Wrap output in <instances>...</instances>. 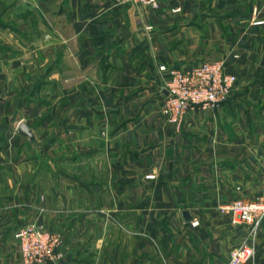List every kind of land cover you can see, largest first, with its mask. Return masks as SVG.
Returning <instances> with one entry per match:
<instances>
[{"label":"crops","instance_id":"obj_1","mask_svg":"<svg viewBox=\"0 0 264 264\" xmlns=\"http://www.w3.org/2000/svg\"><path fill=\"white\" fill-rule=\"evenodd\" d=\"M0 2L37 38V129L23 122L37 134V160L47 151L65 167L37 165L29 187L3 168L0 210L21 214L12 226L37 219L64 230V264L226 263L247 234L218 205L255 197L264 181V0H164L158 10L113 0ZM223 22L237 82L218 107L189 111L176 133L161 115L158 63L188 66L186 52L217 50L210 39L225 38ZM10 240L0 236V264H18ZM244 264H264V222Z\"/></svg>","mask_w":264,"mask_h":264},{"label":"rangeland","instance_id":"obj_2","mask_svg":"<svg viewBox=\"0 0 264 264\" xmlns=\"http://www.w3.org/2000/svg\"><path fill=\"white\" fill-rule=\"evenodd\" d=\"M219 10H221L219 11L221 13L224 12L222 8H220ZM220 26L221 27L219 29V32L220 34L225 36L224 34L227 31L226 23L223 22L220 24ZM33 31L34 28L32 26V23L28 22L27 18L20 16H8L6 6L3 5L2 2H0V124H2L5 120L9 121L10 118L13 119L12 122L9 123V125L4 126V129L0 128V172H4L3 168L10 164L13 173H21V175H23L24 177L22 178L24 182H21L20 180V183H17L18 186L24 184V186L27 185V187L30 186L32 177L34 175H37V165H39L43 170H46L47 172H50V170L53 173H61L65 171V167L63 166V164H61L62 156L58 155L57 158H54V156H50L49 152L46 151L44 152L43 156H38L40 159H42V161L37 160V134L34 133L36 139V144H34L33 142L29 141L28 138H23V136H19L16 130L17 123L20 120H22V122H26L29 126H31V128L37 129V68L36 70H32L34 68H30L34 64V53L31 47H37V38L31 37V35H34ZM189 40H191L189 46L194 48L195 46H193V43L195 42L197 45H199V38H190ZM210 41L211 43L217 41L215 43L216 46H219V48L216 50L211 45L210 47L211 49H213L206 54H204L205 52L199 54V48H196L194 52L190 50L183 54L182 57H186L191 61V63H196L204 59H213L214 57H224L223 59L225 60L226 66L228 67V64L230 63L228 62V57L230 56V53L227 52L226 36L225 38L221 37L220 40L210 39ZM199 55L202 56L199 58ZM235 59L239 58L236 57ZM164 61L170 64H178V60H176V58L175 60L171 59ZM231 73L236 77L234 83L235 86L237 82L238 73ZM41 90L43 91L41 93H44L45 88L44 90L43 88ZM25 105L26 107H32V110L24 109L23 106ZM5 113H10V115H5ZM3 125L4 124H2L1 127ZM24 139L27 143L26 146L23 147L18 145V141ZM20 162L27 164V168L25 170H21L17 166V163ZM13 165L15 167H13ZM1 192H3V190L0 189V197ZM242 198L250 197L242 196ZM40 199L43 198L41 197ZM14 208H7L6 211L0 210V227H2L3 229L0 230V236L3 239L6 237L9 238L10 235L11 253L15 255L17 261L16 263L26 264L23 261L20 246L18 241L14 237V233L18 227L26 223L37 224L38 222L37 219H33L27 221L26 223L21 222L20 224L12 226L13 222H15V217L18 219L21 215L19 213H15L17 212V208ZM101 211L104 212V214L106 215L107 211H105L104 209ZM106 216L108 217V219H111L110 215ZM38 224L42 227L44 231L57 236L63 248V256L61 259H59L57 262L45 263L64 264L66 262L65 260L68 258L69 251L66 244L67 241H65L66 238L63 235L64 233H62L64 232V230L51 231L45 228L42 224ZM90 235L93 238L96 234L95 232H91ZM79 239L76 236L71 239L72 242H76V248H74L76 251L79 247L77 244L80 245V241H82L81 238ZM88 247L89 248L86 250L87 256H90L92 253H96L97 248L95 244L94 246L90 245ZM7 251L9 252L8 247ZM0 252L1 254L5 253L3 248H0Z\"/></svg>","mask_w":264,"mask_h":264},{"label":"built area","instance_id":"obj_3","mask_svg":"<svg viewBox=\"0 0 264 264\" xmlns=\"http://www.w3.org/2000/svg\"><path fill=\"white\" fill-rule=\"evenodd\" d=\"M163 1L113 0L117 5H142L153 10H158ZM158 71L162 73L165 91L161 115L175 132L182 130L189 111L197 108L214 109L227 101L236 80L235 75L227 71L224 59H204L188 66L162 61L158 63ZM218 209L221 213L230 214L231 222L247 234L230 250L224 264H244L254 254L257 229L264 222V181L255 197H236L219 204ZM191 225H199V220L192 219ZM14 237L26 264L53 263L63 256L62 244L57 236L44 231L38 223H26L18 227Z\"/></svg>","mask_w":264,"mask_h":264},{"label":"water","instance_id":"obj_4","mask_svg":"<svg viewBox=\"0 0 264 264\" xmlns=\"http://www.w3.org/2000/svg\"><path fill=\"white\" fill-rule=\"evenodd\" d=\"M17 132L26 138H28L29 141L36 143L35 135L31 128L28 127L27 124L20 122L17 126ZM171 152V150L169 151Z\"/></svg>","mask_w":264,"mask_h":264}]
</instances>
